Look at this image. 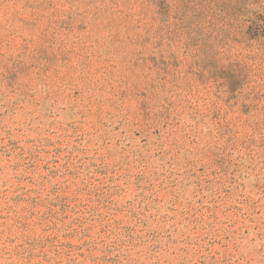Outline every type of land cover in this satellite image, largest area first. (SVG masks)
Returning a JSON list of instances; mask_svg holds the SVG:
<instances>
[{
	"label": "rangeland",
	"instance_id": "374dc122",
	"mask_svg": "<svg viewBox=\"0 0 264 264\" xmlns=\"http://www.w3.org/2000/svg\"><path fill=\"white\" fill-rule=\"evenodd\" d=\"M0 264H264V0H0Z\"/></svg>",
	"mask_w": 264,
	"mask_h": 264
}]
</instances>
